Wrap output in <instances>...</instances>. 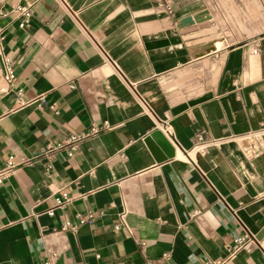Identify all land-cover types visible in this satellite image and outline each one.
I'll list each match as a JSON object with an SVG mask.
<instances>
[{"label": "crops", "instance_id": "crops-1", "mask_svg": "<svg viewBox=\"0 0 264 264\" xmlns=\"http://www.w3.org/2000/svg\"><path fill=\"white\" fill-rule=\"evenodd\" d=\"M234 3L0 0L16 75L0 171L20 163L0 182V264H264V0H239L235 19L251 4L263 22L229 41L217 10Z\"/></svg>", "mask_w": 264, "mask_h": 264}, {"label": "built area", "instance_id": "built-area-1", "mask_svg": "<svg viewBox=\"0 0 264 264\" xmlns=\"http://www.w3.org/2000/svg\"><path fill=\"white\" fill-rule=\"evenodd\" d=\"M18 10L20 14L24 16L23 23L28 22L32 14L31 6L18 7ZM3 40H4V34H3L2 29L0 28V66L3 71V79H4V85L0 87V94H7L11 92V85L13 81L15 80L16 75H15L14 63L12 59L7 57L4 54ZM18 101L20 103L24 102L21 98H19ZM92 132L93 131L88 132V133H80V134L72 135L67 141V146L70 147V153L77 148L79 142L83 138L90 135ZM212 144H213L212 140L207 139L202 133H197L195 136L194 146L191 150L192 152H195V153L205 154ZM19 164L20 163H17L12 157H10L7 161V168L5 170L0 171V182H2V180L12 171V169H14ZM85 197H86V194L81 195V198H85ZM70 201H71V196L68 193H62L61 195L55 198L54 205L48 210V213L50 215H54L58 208L63 207L65 204H67ZM80 221L83 222L84 219L81 218ZM70 227H73V225L70 222H66L65 225L63 226V229L70 228ZM259 245L264 250V241H261ZM227 250H228V256L226 259H231L240 250V244L228 246ZM223 263L224 261H217L215 264H223Z\"/></svg>", "mask_w": 264, "mask_h": 264}, {"label": "rangeland", "instance_id": "rangeland-1", "mask_svg": "<svg viewBox=\"0 0 264 264\" xmlns=\"http://www.w3.org/2000/svg\"><path fill=\"white\" fill-rule=\"evenodd\" d=\"M222 5V9H220L218 7L217 11L220 12H224V16H226V18L224 17V19H222L220 22L223 24L225 30L227 32H229L227 35H224V38H228L229 41H234L236 39L239 38H251L250 34L257 31L260 27V23H262L263 21L261 20H255L252 17L256 16V10H253L251 8V4L249 5V9L247 12L248 15V19H239L236 18V16L240 15V12H242L240 10V4H239V0H236V3H234L232 5V10L229 11L228 8ZM232 17V18H231ZM238 30H242L245 31L247 33H249V35H245V36H236L234 35V32L238 31Z\"/></svg>", "mask_w": 264, "mask_h": 264}, {"label": "water", "instance_id": "water-1", "mask_svg": "<svg viewBox=\"0 0 264 264\" xmlns=\"http://www.w3.org/2000/svg\"><path fill=\"white\" fill-rule=\"evenodd\" d=\"M194 21H195L194 17H189V18L185 19L183 22L184 23H188V22L193 23Z\"/></svg>", "mask_w": 264, "mask_h": 264}]
</instances>
